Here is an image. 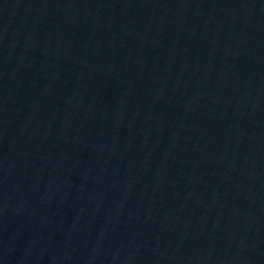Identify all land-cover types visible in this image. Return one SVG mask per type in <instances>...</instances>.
<instances>
[{"label":"water","instance_id":"95a60500","mask_svg":"<svg viewBox=\"0 0 264 264\" xmlns=\"http://www.w3.org/2000/svg\"><path fill=\"white\" fill-rule=\"evenodd\" d=\"M0 264H264V0H0Z\"/></svg>","mask_w":264,"mask_h":264}]
</instances>
